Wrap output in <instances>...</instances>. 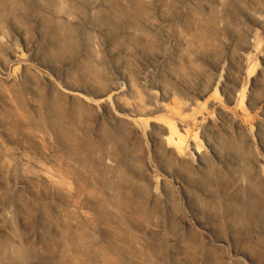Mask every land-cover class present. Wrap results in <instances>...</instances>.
I'll return each instance as SVG.
<instances>
[{
	"label": "rangeland",
	"instance_id": "374dc122",
	"mask_svg": "<svg viewBox=\"0 0 264 264\" xmlns=\"http://www.w3.org/2000/svg\"><path fill=\"white\" fill-rule=\"evenodd\" d=\"M125 2L64 0L58 27L55 0H0V264H264V0ZM124 74L179 114L188 164L61 92Z\"/></svg>",
	"mask_w": 264,
	"mask_h": 264
},
{
	"label": "bare ground",
	"instance_id": "6f19581e",
	"mask_svg": "<svg viewBox=\"0 0 264 264\" xmlns=\"http://www.w3.org/2000/svg\"><path fill=\"white\" fill-rule=\"evenodd\" d=\"M125 1L126 5L129 4L130 6L124 11L120 12L122 14L120 17H125L126 14L129 15L134 13L135 6L133 7V4L136 3L137 7H140L144 2V0ZM63 3L64 0H55L54 9L49 11V13H51L54 17V20L56 21L55 23H57L58 27L72 22V15L65 11L66 9ZM120 19L122 20V18ZM125 28V32L127 33L126 35H139L137 29L129 26H126ZM91 30L94 36L102 33V29L98 26L94 27ZM190 41L191 36L187 35L185 37V43L189 44ZM122 52L126 57L132 55V50L130 46H125ZM123 80L126 82L127 87H122L121 85L113 84L112 86H110L108 91H103L99 93L95 99L86 98L84 96L85 94L83 95L81 90L75 88L62 89L61 92L68 96V98L71 97L73 99H79L85 104L86 107L95 111L97 110L99 121H104L107 119L110 120L112 124H114L115 128V133L113 134H124L127 131L126 129H130L133 132L135 131L134 134H136V137L140 136V134H146L151 138L153 142H162L165 145L166 149L169 150L178 161H182L185 164H188L189 157L187 155V152L191 143L189 133L183 134L181 132L182 130L177 127L176 123L172 121H165L161 118L162 116H159L160 113L166 111L171 114H179L174 109H171L166 106V104L164 103V99H162V96H160V93H156L153 90L149 91L146 94L147 98H149V102H146L144 99V97L146 96H142L138 84L129 75L124 74ZM220 80L217 81L216 86L213 89V96H219L218 88L221 83ZM123 96H129L131 98V101L124 100L122 98ZM237 97L241 99V105L244 104V102L246 101V95L244 94V91L239 90ZM207 116L209 117L208 120H212L210 113H208ZM156 126H160L162 129L158 136L153 134L152 132L153 130H155ZM196 139L197 137H194L193 135L196 161L192 164V169L201 170L202 168L206 167L208 160L206 159V156L201 153V142H198L199 140L196 141ZM214 151L213 155L215 156ZM211 178L210 182H213L214 180H212ZM239 180L241 181V179ZM240 188L243 189V185L240 186ZM248 204L249 202L247 201V206ZM11 255L12 258L15 260H23L24 258L21 253L12 252Z\"/></svg>",
	"mask_w": 264,
	"mask_h": 264
}]
</instances>
